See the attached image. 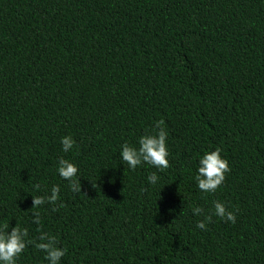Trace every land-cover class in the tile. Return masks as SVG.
Wrapping results in <instances>:
<instances>
[{"label": "trees", "instance_id": "1", "mask_svg": "<svg viewBox=\"0 0 264 264\" xmlns=\"http://www.w3.org/2000/svg\"><path fill=\"white\" fill-rule=\"evenodd\" d=\"M156 120L170 157L153 186L156 169L119 151ZM216 147L230 171L201 193L198 157ZM54 184L64 207L32 209ZM213 201L236 222L197 229L191 208ZM33 212L61 264H264V0H0V225L35 240ZM17 264L47 261L28 245Z\"/></svg>", "mask_w": 264, "mask_h": 264}, {"label": "clouds", "instance_id": "2", "mask_svg": "<svg viewBox=\"0 0 264 264\" xmlns=\"http://www.w3.org/2000/svg\"><path fill=\"white\" fill-rule=\"evenodd\" d=\"M168 133L164 127L163 120L153 122L151 131L146 132L137 138L135 144L125 142L120 145L119 159L123 165H127L129 170H135L141 165H147L156 169L147 176L149 185H156L161 177L157 174L163 172L169 167L170 151L167 144ZM61 151L69 153L76 148V141L71 135H65L60 138ZM56 173L58 176L68 182V188L73 193H81V183L79 168L76 163L70 159L60 157L56 164ZM230 171L229 163L221 155V149L216 147L214 150L205 151L198 157L196 173L193 177L196 188L201 193H214L222 186L226 174ZM95 188L96 184H92ZM39 189V185H35ZM144 189L142 188L141 191ZM60 185H52L49 193L46 195L32 196V209L45 204L52 205V211L64 207L61 200ZM192 215L201 216L203 219L197 220L195 227L206 230L207 224L215 216L229 223L236 222L234 210L223 202L213 201L210 214H204V210L195 206L191 208ZM31 222L37 225V230L41 225V216L38 212H33ZM32 245L35 249L44 253V259L47 264H61L62 258L66 255L67 249L58 246L57 237L44 231H40L39 236L33 240L28 239V230L18 225L11 227L9 225H0V264H17V261L24 253L26 247Z\"/></svg>", "mask_w": 264, "mask_h": 264}]
</instances>
